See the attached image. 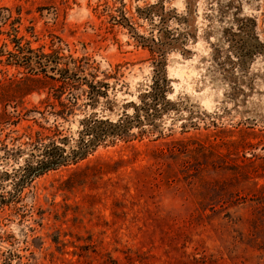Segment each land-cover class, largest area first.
<instances>
[{
    "label": "rangeland",
    "instance_id": "obj_1",
    "mask_svg": "<svg viewBox=\"0 0 264 264\" xmlns=\"http://www.w3.org/2000/svg\"><path fill=\"white\" fill-rule=\"evenodd\" d=\"M191 1L0 0V264H264V0Z\"/></svg>",
    "mask_w": 264,
    "mask_h": 264
},
{
    "label": "trees",
    "instance_id": "obj_2",
    "mask_svg": "<svg viewBox=\"0 0 264 264\" xmlns=\"http://www.w3.org/2000/svg\"><path fill=\"white\" fill-rule=\"evenodd\" d=\"M188 3V7L190 8L192 1L191 0H187ZM250 32V30H249ZM246 32L245 35L241 34V35H237V38L240 39H244L246 37ZM176 40H174V38L169 37L168 40H165V38L160 37V40L157 43H153L151 42L150 46H152L153 49H155L160 55L162 60L155 65L157 74H158V79L155 80V83H153L152 88L150 90V92L146 95H143L142 101L145 99L144 97H151L150 101H145L143 104H141V106L139 107H135V113L134 114H125L124 118L121 120L120 123H111V122H103L101 120H93L92 124L87 126V128L84 130V134L86 136H90V140L88 141H84L83 139H81L78 142V148L77 150L74 152V155L71 157L72 159L75 158H80L82 155L85 154L86 150L88 148L91 147V145L97 140L98 141V137L100 135H103L105 132V128L103 127V125H108L109 127V133H126L129 131V129L134 126L135 124H140L141 121L139 120L140 117V110H143V112L145 113V111L147 112L148 110H152L153 112H151L150 116L153 117L154 112L155 114H157L158 112H160V106H157L158 104H162L164 106V104L169 103L165 97V89L167 86V80H166V76H165V70H164V65H165V56H166V52L167 49L174 47V43ZM235 44L239 45L238 41L235 40ZM17 45V44H16ZM17 47V46H16ZM33 58L29 57L26 59V63L30 64L32 63ZM37 60H39V65H46L48 64V59H44L42 60L41 58H37ZM53 62V60H52ZM76 74H67V76H62L63 78H68V80L71 78L75 79ZM61 77V76H60ZM67 80V81H68ZM91 85V93H97L94 91L95 90H99L97 88L96 85ZM142 103V102H141ZM146 117H147V121H149V115L148 112L146 113ZM151 117V118H152ZM91 123V122H90ZM96 141V142H97ZM88 142V143H87ZM62 152H64V150H62L61 148L55 146L51 149H49L48 151L44 152L45 157L49 158V161L44 160L43 161V165L46 166H51L52 163H61L64 162L65 160L70 159V156H63Z\"/></svg>",
    "mask_w": 264,
    "mask_h": 264
}]
</instances>
